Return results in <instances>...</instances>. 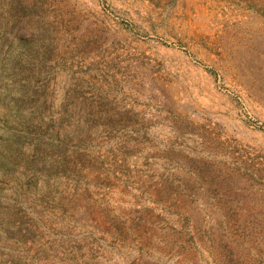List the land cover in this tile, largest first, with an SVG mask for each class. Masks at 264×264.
<instances>
[{
  "label": "rangeland",
  "instance_id": "1",
  "mask_svg": "<svg viewBox=\"0 0 264 264\" xmlns=\"http://www.w3.org/2000/svg\"><path fill=\"white\" fill-rule=\"evenodd\" d=\"M0 264H264V0H0Z\"/></svg>",
  "mask_w": 264,
  "mask_h": 264
}]
</instances>
